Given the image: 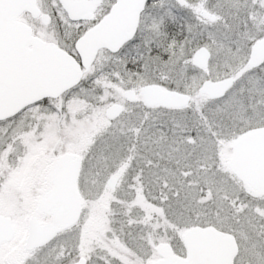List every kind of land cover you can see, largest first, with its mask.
<instances>
[{"label":"snow or ice","instance_id":"6c2138e0","mask_svg":"<svg viewBox=\"0 0 264 264\" xmlns=\"http://www.w3.org/2000/svg\"><path fill=\"white\" fill-rule=\"evenodd\" d=\"M0 264H264V0H0Z\"/></svg>","mask_w":264,"mask_h":264}]
</instances>
